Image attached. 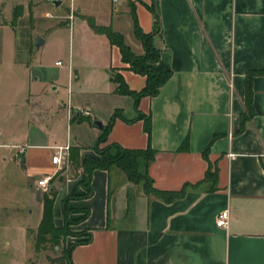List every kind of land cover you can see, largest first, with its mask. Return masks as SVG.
<instances>
[{"label":"crops","instance_id":"obj_1","mask_svg":"<svg viewBox=\"0 0 264 264\" xmlns=\"http://www.w3.org/2000/svg\"><path fill=\"white\" fill-rule=\"evenodd\" d=\"M10 3L0 0V10L15 3L29 5L33 18L47 32L67 25L72 38L77 33L80 49L69 56L61 78L58 72L43 81L44 69L30 66L28 90L54 106L62 100L67 102L68 110H55L52 117L85 123L92 135L88 145L77 134L56 143L35 141L36 133L31 130L34 123L29 122L27 140L33 141L23 146H16L14 139L0 142V166L6 161L3 149L17 147L16 164L36 196L35 226L43 211V193L36 186L35 176L55 168L50 161L53 147H78L82 159L93 154L90 148L102 132L92 119L106 125L116 109L128 118L136 115L133 99L114 91L111 69L120 73L132 90H140L145 84V77L129 70L121 60L118 47L95 32L89 22L111 27L123 35L134 53L140 54L142 46L133 32L132 7L138 25L147 33L153 28L149 8L153 6L160 22L156 37L160 57L151 66L171 71L157 95L138 101V110L150 117L149 137L143 119L126 122L117 117L106 143L130 149L149 145L155 151L148 166L153 186L160 190L189 186L180 198L164 202L146 194L140 184L129 181L115 166L95 169L90 183L92 195L72 200L70 205L88 210L77 228L87 229L92 238L71 250L67 264H264V74L250 75L264 70V0H60L57 6L52 0ZM39 9L42 12L36 15ZM58 61L61 64H56ZM54 64L63 62L56 59ZM84 71L90 74L91 93L77 92L85 96L80 101L72 88L82 80ZM61 89L68 91L66 98ZM100 94L107 99L102 110L94 98ZM18 108L26 112L22 105ZM71 111L75 113L73 120ZM44 135L48 137V133ZM209 165L216 168L214 182L204 181ZM62 169L65 172L68 167ZM82 174L78 167L76 174L66 175V182L56 190V226L63 224L62 199L84 192L79 183ZM4 185L0 181V188ZM4 205L0 204L3 213ZM223 210L229 212L227 227L216 225V217ZM29 219L15 225L18 239L8 243L14 250L26 248L18 264H34ZM3 224L0 228L6 227Z\"/></svg>","mask_w":264,"mask_h":264},{"label":"rangeland","instance_id":"obj_2","mask_svg":"<svg viewBox=\"0 0 264 264\" xmlns=\"http://www.w3.org/2000/svg\"><path fill=\"white\" fill-rule=\"evenodd\" d=\"M7 2L10 3V0H7ZM41 12L42 10L39 9L35 14L37 15ZM14 15H17V19L13 23ZM37 36H40L42 39L43 37L46 38V41L38 48L35 46V38ZM76 37L77 33L75 32L74 38H72V31L68 30L67 25L63 28L47 32L45 27L33 18V11L29 8V5L24 7L15 3L3 9V11L2 9L0 10V142L14 139L16 146L30 143L33 140H27L26 134L30 122L34 123L31 130L36 133L35 141L47 139L49 143H56L66 140V137L69 135L74 136L77 134L85 145L90 144L92 135L85 123H73L65 118L52 117L55 110H68L67 102L62 100L54 106L53 102L49 100L43 102V99L39 98V95L28 90L30 66H32L33 70H37L38 67L44 69L41 76L43 81L58 72L61 78V73L68 66L69 56H72V53L74 54L80 49L77 47L78 42ZM56 59L61 60L63 65H55L54 61ZM80 77L82 80L78 84L74 83L72 90L80 101H84L85 96L77 94V92L91 93L89 89L91 84L88 80V78L90 79V74L84 71L83 73L81 72ZM77 86H80V89H77ZM68 91L70 92L71 88ZM68 91L60 90L64 98L68 96ZM95 96L94 98L97 104L101 105L100 108L102 110L107 104V99L101 94L97 97ZM12 105L16 106L14 107V113H12ZM20 105L25 108L26 112H22L18 108ZM127 112L125 110L126 114ZM102 113L104 117L106 111ZM69 114L71 120L75 119L73 111ZM35 121L40 122L37 124ZM44 130L45 133H48L47 138L44 137L46 136L44 135ZM92 147L90 149L94 154ZM71 148L68 146L66 150L67 155L62 165V167L65 166L68 169L64 170L65 172H61L63 170L61 168L56 172L50 182V188L59 190L66 182V175L71 177L73 174H76L78 167L73 166V162L70 159ZM13 150L15 153L17 147L14 148V146L9 145L3 149L5 152L3 156L6 157V161L0 166V181L5 182V185L0 188V196L3 197L4 195L0 199V204L4 202V206L6 207L4 213L0 211V223L3 224L5 222L4 224H7L6 227L0 228V264H18V259H21L20 255L24 256L26 248L14 250L8 243H11L15 238L18 239L19 234L15 225L27 221L29 217L31 222L28 223L27 230L34 248L35 259L33 263L67 264V262L60 263L59 261V258L63 255V249L70 242H77L78 240L87 238L84 234L89 232L87 229H78V223H75L70 225L72 233L67 235L65 240L61 239L57 243L45 241L36 244L37 226L33 222L36 217V196L33 189H30L28 186L29 179L26 178L25 174L16 164L17 154L15 153L14 158H12ZM54 170L55 168L51 172ZM35 177L39 178L40 176ZM49 189L46 191L39 189V192L45 193ZM71 201L69 205H71ZM72 208L74 211L69 214L70 219L77 220L83 216L82 212L75 211L77 210L76 207ZM30 209L32 210L31 214L29 213ZM80 233L84 234L78 236Z\"/></svg>","mask_w":264,"mask_h":264},{"label":"trees","instance_id":"obj_3","mask_svg":"<svg viewBox=\"0 0 264 264\" xmlns=\"http://www.w3.org/2000/svg\"><path fill=\"white\" fill-rule=\"evenodd\" d=\"M153 13L154 22L153 28L150 32H144L138 25L134 8L132 7L133 18V32L135 37L140 41L142 46V53L136 54L132 51L131 47L124 41L122 34L114 31L109 26H97L93 22L90 27L98 33L104 34L110 44L116 45L121 54V60L128 64V69L134 73L140 74L145 77V84L140 90H132L126 84L122 75L111 69L110 80L116 85L114 91L121 95L130 96L133 99L136 115L133 118L126 117L122 110L116 109L110 116L106 128L98 136L92 149L94 154L85 155L82 159L79 155V148H71V161L81 167L83 174L79 181L84 192L81 194H68L61 201V214L63 224L56 226L53 217V204L57 194L54 188H50L48 192L43 193L42 203L43 211L41 220L37 226L36 244L51 241L59 242L61 239L65 240L67 235H70V225L83 221L88 216V210L84 208H76L75 211L83 213L79 219H70L69 214L73 212V208L69 205L71 200L87 198L92 195V188L90 186L92 173L95 169L108 170L112 166L119 168L126 176V178L134 184H140L144 192L148 195H153L164 202H171L174 199L180 198L189 186L185 184L180 190H160L153 186L152 179L148 174V166L154 158V149L149 145L145 149H130L122 147L120 144L111 142L106 143L107 134L112 126L115 118L119 117L126 122H132L137 119H143L144 130L148 137L151 131L150 117L143 114L138 110V101L142 97H153L158 94L160 88L166 83L171 76L169 70H156L152 68V63H155L160 57V48L156 43V37L160 34V22L157 13L153 6L149 7ZM17 15H14L12 22L14 23ZM264 74V70H255L250 75ZM247 104H249L251 97L250 77L247 82ZM187 141V139H186ZM185 143V142H184ZM102 146L100 147V145ZM207 150L204 151L206 156ZM217 173L216 168L210 165L205 173L204 181L214 182ZM80 233L79 235H83ZM87 238L78 240L77 242H70L63 249V255L59 258L60 263L70 261L71 250L79 244H85L91 241V234H84Z\"/></svg>","mask_w":264,"mask_h":264},{"label":"built area","instance_id":"obj_4","mask_svg":"<svg viewBox=\"0 0 264 264\" xmlns=\"http://www.w3.org/2000/svg\"><path fill=\"white\" fill-rule=\"evenodd\" d=\"M113 3H117L119 0H111ZM71 17V16H70ZM56 64H61L58 61ZM86 115L89 114L88 111L84 112ZM68 149V146H55L53 147V154L51 155L50 161L55 166V170L51 173L43 175L41 178L36 180L37 188L41 189L42 191H46L50 188V182L53 179V176L56 172L63 168V160L65 159ZM229 223V212L228 210L221 211L216 217V225L220 227H227Z\"/></svg>","mask_w":264,"mask_h":264},{"label":"water","instance_id":"obj_5","mask_svg":"<svg viewBox=\"0 0 264 264\" xmlns=\"http://www.w3.org/2000/svg\"><path fill=\"white\" fill-rule=\"evenodd\" d=\"M52 2L56 6L60 4V0H52ZM42 43H43V39L40 36H37L35 38V46L38 48ZM92 123L95 124L101 131H103L106 128V125L103 124L100 120L95 119L92 121Z\"/></svg>","mask_w":264,"mask_h":264}]
</instances>
